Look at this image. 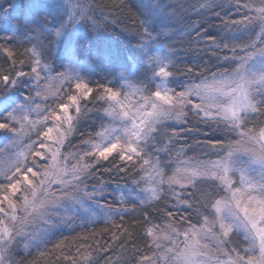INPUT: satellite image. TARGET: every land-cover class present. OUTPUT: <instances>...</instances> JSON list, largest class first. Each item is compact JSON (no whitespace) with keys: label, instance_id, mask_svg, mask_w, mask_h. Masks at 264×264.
Here are the masks:
<instances>
[{"label":"snow or ice","instance_id":"snow-or-ice-1","mask_svg":"<svg viewBox=\"0 0 264 264\" xmlns=\"http://www.w3.org/2000/svg\"><path fill=\"white\" fill-rule=\"evenodd\" d=\"M98 7L99 16L84 0H0V133L8 150L0 149V264H23L13 256L39 250L77 221L111 224L113 242L127 237V258L106 264H264V0ZM104 7L131 14L122 44L106 34ZM225 8L244 14L224 35L195 22L185 33L190 47L207 46L217 70L205 65L178 89L181 61L170 42L177 25L190 12L219 17ZM245 33L249 42L236 43ZM17 42L30 47L18 52ZM95 68L107 82L93 86ZM94 113L99 124L85 137ZM76 133L83 138L68 150ZM188 139L216 159H180L194 147ZM173 208L191 209L196 222L192 213L177 219ZM89 248L63 258L98 264Z\"/></svg>","mask_w":264,"mask_h":264},{"label":"trees","instance_id":"trees-1","mask_svg":"<svg viewBox=\"0 0 264 264\" xmlns=\"http://www.w3.org/2000/svg\"><path fill=\"white\" fill-rule=\"evenodd\" d=\"M84 2L86 4L93 5L96 8V15L99 16L101 14V8L98 6L110 5L112 3V0H84ZM165 2L183 4L191 3L193 2V0H178V2L174 0H165ZM216 2L226 3V0H216ZM216 11L221 12V15L219 17L215 16L213 13H205L203 14V16H199L195 13L190 12V19L186 18L182 23L178 24L176 27V35L171 38L170 42L173 43L175 48L179 51L178 58L181 61V63L177 65V68L179 70L176 72L174 77V79L179 82L178 84H176V87L178 89L183 84L191 83L193 79L198 80L200 78L198 73L204 68L205 65H207V67L213 71L217 70L218 62L216 61L215 57H213L212 52L203 50L207 46L205 44H200L190 47L188 43L189 38L185 35L186 32L190 31L187 26L193 24L194 22L197 24V26L202 25L203 28L207 29L208 33L212 36L224 35L225 32L221 31V29L224 28V25L226 23L228 25H231L234 19L233 16L230 15L227 11L221 9H217ZM103 13L108 16L109 22L108 31L106 34L112 36L114 45L117 42L122 44L123 41L127 39V36L125 33L121 32V29L125 27H132V20L130 18L131 14L128 12L127 9H125L124 12L121 13L119 10H113L110 7H104ZM114 20H118L119 23H112ZM237 28L239 30H242L239 26H237ZM237 34L239 35V32ZM0 36H3V33H0ZM248 42V33L240 35L239 39L236 41V43ZM3 44V39H0V45ZM15 47L18 52H23L24 47H30V45L25 44L23 46H20L19 42H17ZM19 59L20 57L18 55L17 60ZM6 60L7 58L0 54V64H3L5 67H7V64H5ZM209 60H211V63H209ZM220 63L223 62L221 61ZM187 67H193V73H187ZM93 72L94 75L91 77L93 86H95V84L98 82H107L104 78L103 72H100L98 68L93 69ZM207 74V72L204 73V75ZM110 79V76L107 77V80ZM95 115L96 114L94 113L93 119L88 122V125H83L81 128V131L85 133V137L87 136L90 130L89 125L99 124V121L95 119ZM189 119L192 121V124H196L197 120L195 117L190 116ZM191 126L192 125H188V127ZM201 129H203L202 125ZM91 130L94 131L95 129L92 128ZM0 134L2 137L0 140V149H4V146L7 141L3 139L4 134ZM208 135H211V133H208ZM82 138L83 137H81L80 133H76L75 136L71 138V144L66 145V148L68 150H72L74 146L78 147ZM205 138L206 137L204 135V131H201V134L197 137V139L203 142ZM221 138L223 139V137ZM181 143H183V141H181ZM187 144L193 145L194 147L191 150H188L186 152V156H181L180 159H186L188 157L193 156L199 157L201 159H216L215 155H212L211 153L205 154V152L202 151L200 148L195 147L196 140L188 139ZM4 150L7 153L8 150ZM119 182L121 184L124 183L123 180H119ZM172 211L177 219H179L182 215L186 216L189 213H192L193 222H196V217L191 209H189L188 212H185L183 211V209L177 210L176 208H173ZM161 216H163V213H161ZM116 222L120 223L119 217L116 218ZM125 222L130 223V218L126 217ZM105 228H108L110 231H104ZM114 231L116 230L112 227L111 224H105L103 221L95 224H89L86 227H81L80 221H77L76 226L74 228H63L57 231L56 234L53 235L52 238L49 240V242L46 245H42L39 250H36L35 248L30 249L31 254H28V252H23L21 250L22 254L14 255L13 259L16 261H23V264H71V260H65L63 256H76V250L81 244L90 245L88 251L94 253V258L98 261V264H106L105 257H108L112 261H115L118 254L123 256L124 258H127L128 252L132 251L130 245L127 246V251L120 248L121 243H126L127 237L122 238L120 241L113 242L111 233ZM85 236H87L86 240L84 239ZM136 243L140 245L143 242L137 239ZM56 244H60L61 248H55L54 245ZM97 245H99V248L97 247ZM108 245H111V251L107 253L103 252L102 249L104 247H107ZM40 251L45 252V255L40 256ZM83 251L84 249H81V252Z\"/></svg>","mask_w":264,"mask_h":264},{"label":"rangeland","instance_id":"rangeland-1","mask_svg":"<svg viewBox=\"0 0 264 264\" xmlns=\"http://www.w3.org/2000/svg\"><path fill=\"white\" fill-rule=\"evenodd\" d=\"M174 1L178 2V0H174ZM224 11H227L230 15H232L233 19L236 20V21H240L242 19V17H243V14H244L242 11L241 12H237L235 10V8H232L230 10L225 8ZM239 27H240V29H242V26H239ZM0 138H2L1 134H0ZM2 143H3V141H2ZM212 160H214V159H212Z\"/></svg>","mask_w":264,"mask_h":264}]
</instances>
